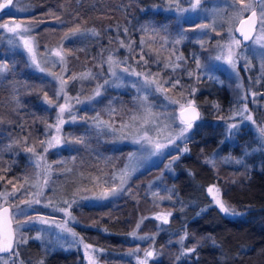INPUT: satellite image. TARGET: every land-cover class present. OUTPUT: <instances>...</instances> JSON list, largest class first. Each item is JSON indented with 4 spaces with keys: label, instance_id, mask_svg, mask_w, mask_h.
Returning a JSON list of instances; mask_svg holds the SVG:
<instances>
[{
    "label": "rangeland",
    "instance_id": "1",
    "mask_svg": "<svg viewBox=\"0 0 264 264\" xmlns=\"http://www.w3.org/2000/svg\"><path fill=\"white\" fill-rule=\"evenodd\" d=\"M162 1L161 4H150L142 8V11L160 12L168 15L166 16L168 21L158 22L152 17L147 20L144 17L140 18L138 31L135 30L137 38L132 42L126 39L127 37H123L126 34V28H120L121 31L117 30L118 37H115V44H111L115 49L109 52L118 60L124 61L127 59V64H122L121 67H131L139 72L151 73L149 78L155 77L159 82L169 79L173 82L176 79L180 80V85L175 89L169 87L166 94L155 93L154 91L149 93V102L153 105L151 111L154 115L147 122L139 118L143 116L144 110L140 108L139 101L136 98L144 93H138V90L131 86V82L136 80L134 76H126L120 73L125 82H118L120 83L118 87L115 85L105 86L101 96L89 99L94 95L98 84H103L105 79H113L108 75L107 63H104L109 54L103 59V67L101 68L99 57L101 46L96 43V54L93 59H96L97 66H100V68L95 69L89 66L76 73L70 70L67 65L68 71L64 73L62 66L52 69L50 63L47 65L49 70L66 77L79 76L89 70L93 73H100L98 78L91 80L77 79L72 81L69 79L66 88L69 97L68 103L72 107V115H76L77 120L74 123H64L58 132L55 127L58 107H49L44 103V92L36 91L43 81L50 98L55 99L54 93L57 90L58 82L53 77L40 73L30 66L29 57L22 46L11 47L8 44L9 34L0 30V63L7 62L10 69H17L15 60L11 59L14 62L10 61V63L7 61L8 57L11 58L17 52L23 64L31 71L39 74L38 78L28 79L26 83H22L19 87L13 85V81L4 82V78H0V89L2 86L9 87L4 99L0 101V135L8 133L6 137L0 136V177H3L0 180V192L5 190L10 192L13 185L17 188L23 186L21 192L18 193V198L9 201V203L20 205L25 212L24 218L32 217L36 220L35 223L26 225L21 230L29 239L27 243H21L15 249L19 252L20 260L23 262L28 259L29 261L30 259L36 260V264L41 262L42 257H36V254L38 256L40 252L51 254L54 251H75L81 256L82 264H90L89 257L92 258L95 264H107L100 258L101 250L87 243L76 230L75 226L80 225L78 218L75 216L76 209L106 203L117 205L122 198L130 193L129 183L131 179L144 170L156 166L169 153L171 154L167 157L166 164H163V171L148 182L146 192L156 204L164 201H173L174 203L172 186L169 185L166 176H175L180 171L181 168L177 169L175 166L178 164L180 157L188 153V151H183L185 147L188 149L186 141L191 138L195 130L208 123L218 125V122L220 126L225 128L226 135L220 143L226 140L234 141L232 138L235 133L241 131L242 133L251 131L253 138H261L259 128L264 127V71H262L264 48L252 40L246 43L242 42L241 46L235 49L237 53L235 68L231 67L225 60L216 59L217 56L227 55L226 45L230 42L229 29L232 30V35L241 40L235 33V27L239 19H229L233 17L231 7L233 0H202L201 8L197 12L185 13L176 11L175 0ZM29 3L26 0H14L10 14L7 10L5 15L0 18V24L20 22L31 25V35L35 38L36 55L41 64L50 60V53L53 48L63 46L67 51L66 42L75 43L77 47H83L82 40L92 39L93 36L88 35L85 38L62 41L64 32L58 40L52 43H44L43 47L40 48L36 41L35 30L45 19L20 17L32 11ZM180 7L188 8V0H181ZM246 15L247 13L244 14V16ZM75 16L76 14L69 12L61 16L60 20L48 18L46 21L52 22L54 25H60L62 21L66 22ZM197 24H214V30L213 27H209L205 30L206 34L199 31H187L186 36L193 39L191 43L186 44V39L179 44L174 43L178 32ZM81 29L92 28L81 27ZM129 37L131 38V36ZM106 38L108 39L109 35ZM201 38L204 40L203 47L197 42ZM124 39L130 42L131 46H137L138 50L135 52L129 48L128 43L121 47V41L124 42ZM141 41H143V44ZM17 43H19L18 40ZM221 45L225 47L222 49ZM141 55H144L145 60L148 61L147 64L140 60ZM180 56H183L184 59L178 60L177 57ZM92 57V54L88 55V59ZM195 58H199L202 65L201 69H197ZM83 64H86V62ZM165 64L170 66L165 68ZM176 64H179L182 69L177 67L173 71L172 66ZM117 72L119 73V69H117ZM140 83H143V78H141ZM193 89H195L194 92ZM204 89L217 91L220 97L225 96L224 99L227 102L226 108L223 107V112L217 113V116L211 118L209 122L206 115L216 113L217 105L219 107L221 105L215 103V100L206 102L204 98H201L204 94L200 95V93ZM30 93L36 103L50 110L42 112V117L36 126L37 132L31 130L26 133L27 130L22 129L21 124L15 122L19 117L16 106L21 105L24 96ZM165 95L168 99H165ZM14 96L16 99H13ZM200 98L202 100H199ZM188 99L194 100L195 105L200 110V118L194 122L193 127L186 133L187 140H177L175 145H169L156 152L155 143L167 145L169 138L175 136L183 127L179 117L180 103L186 104ZM77 100L80 103H77ZM170 101H179L180 103L173 104ZM58 103H64L63 97L58 100ZM25 108L28 111V107ZM245 108L247 111H244ZM241 112H243V115H240ZM249 115L252 116V120L246 119ZM133 116L138 118L134 121ZM65 119L70 120L67 113H65ZM216 120L217 122H215ZM49 124L53 127L49 128ZM229 125H237L236 128L231 130V134L229 133ZM52 136H59L66 141L82 138L84 143H69L64 146H57L44 153L43 147L47 146L46 141L51 139ZM26 138L27 143H25ZM41 141H45L43 146H41ZM136 141H139V143ZM232 143L229 142V144ZM10 145L11 147H9ZM33 146L38 154L44 156L46 164L51 165L47 172H45L44 167L37 168L35 166V156L25 150L26 147ZM242 150L243 153L248 154L253 151V148L243 147ZM243 153L236 156L229 154L225 158L221 152L215 153L214 150L206 156L205 161L212 160L215 164L232 163L238 165L237 160L245 161ZM177 156L179 158L173 160V157ZM27 164L30 165L29 168L26 167ZM166 165H170V167L166 168ZM125 169L130 171L131 175L124 185V190L118 192L115 196L100 199L101 193L105 190L120 186V175ZM45 176H47V186H44ZM33 185L41 186L43 195L35 196L40 188L33 187ZM187 187L190 186L187 185ZM210 187L213 188L212 193L208 191ZM216 189L219 191L217 192ZM206 191L219 211L220 209L213 199L214 196L221 199L226 206L233 209L238 215L237 207L227 203L221 195L219 186L210 184L207 186ZM29 199H39L40 203L33 204L31 207L21 203ZM65 201L68 203H65ZM0 204H3L2 199H0ZM69 204H71L70 208ZM173 208L172 210L175 213ZM63 209L68 210L70 217L66 216ZM173 212L169 209L158 208L149 214L150 217L155 219L158 232L162 231L166 224L155 217L159 214H173ZM37 218H43L50 221V223L42 224ZM65 223L67 227L76 233L75 237L57 227L58 224ZM138 225L133 228L128 236L135 244H129L126 251L120 253L122 259H131L135 264H137L138 258H144L145 250H155L157 253H161L166 248L163 246L164 244H171L172 240L175 242L180 239V237H172L171 240L166 238L162 240V243L158 242L156 244L154 239L140 238H154L155 232L153 234L150 232L141 233L138 230ZM133 232H135V236L132 235ZM37 236L40 239H36ZM31 241L38 245L37 248H33L34 251H37L33 254L27 251L28 243ZM84 245H91L87 250V255L85 254ZM177 246L180 252V245ZM136 249H139V251L137 252ZM179 252H175V254L178 255ZM129 253L135 254L129 255ZM0 256L7 259L8 264H13L15 259L7 256V254H1ZM158 257L157 255L151 259ZM0 264H3V262L0 261Z\"/></svg>",
    "mask_w": 264,
    "mask_h": 264
},
{
    "label": "trees",
    "instance_id": "2",
    "mask_svg": "<svg viewBox=\"0 0 264 264\" xmlns=\"http://www.w3.org/2000/svg\"><path fill=\"white\" fill-rule=\"evenodd\" d=\"M26 2H30L29 7L32 11L20 17L45 19L35 30L40 48L44 43L58 40L76 24L80 27H91L99 33L91 40H82L83 47H77L75 43H65L67 51L71 50L67 65L76 73L89 66L100 68L96 59H93L96 54V43L101 46L99 53L101 65L106 55L115 49L111 44H115L117 30L126 28L127 32L123 37L132 42L137 38L136 31L140 18L144 17L147 20L152 17L158 22L168 21L166 17L168 15L142 11V8L150 4H161L162 0H26ZM6 11L7 9L0 13V18ZM69 12L76 16L60 25L46 21L48 18L61 17ZM126 39L124 45L125 43L129 45L130 42ZM186 40L185 43L188 44L193 39L188 37ZM131 49L136 52L138 47L131 46ZM89 54L93 56L90 59ZM11 59L15 60L17 69H11L3 79L4 82L13 81V85L19 87L28 79L39 77L38 73L23 64L17 52L11 58L8 57L7 61L10 63ZM85 62L86 64H83ZM8 90V86H2L0 101L4 99ZM201 94H204L201 98L206 102L215 100V103L221 105L220 107L217 105L216 113L206 115L209 122L217 113L223 112L227 102L225 96L220 97L217 91L204 89ZM201 98L199 100H202ZM16 107L19 117L15 122L20 123V127L27 130L26 133L31 130L37 132L36 126L42 112L50 110L36 103L32 94L25 95L21 105L18 104ZM25 107H28V111ZM217 124L219 125L218 122ZM218 125L208 123L195 130L186 141L187 155L180 157L175 166L177 169L180 167V171L175 176H166V180L172 186L174 203L164 201L156 204L146 192L148 182L163 171V164H166L167 157L171 154L169 153L156 166L134 176L129 183L130 193L117 205L106 203L99 206H83L75 210V216L80 222L79 226H75L76 230L87 243L101 250L102 260L107 264H135L131 259H122L120 253L125 252L129 244H135L128 236L139 224V232L152 234L155 232L156 244L162 243L166 238L171 240L172 237H181L187 233L185 246L198 245L195 253L177 262L175 252H179L177 246L179 244L172 240L171 244L163 245L166 247L164 251L158 258L150 259L149 264H264V140L253 138L251 131L245 133L241 131L235 133L232 138L234 141L226 140L220 143L226 132L224 127ZM7 134L2 133L0 136L6 137ZM243 147L253 148V151L245 154ZM214 150L215 153L221 152L225 158L229 154L236 156L243 153L245 161L238 165L220 163L213 166L207 163L205 158ZM26 167L29 168L30 165L27 164ZM210 184L219 186L221 195L227 203L237 207V216H228L218 210L206 191ZM158 208L169 209L172 212V208L175 209V213L168 218L169 223L160 232L157 231L155 219L149 216ZM28 245L29 253L37 252L33 249L38 247L36 243L31 241ZM36 257H42L43 264H82L81 256L75 251H54L51 254L40 252ZM36 262L28 259L23 264Z\"/></svg>",
    "mask_w": 264,
    "mask_h": 264
},
{
    "label": "snow or ice",
    "instance_id": "3",
    "mask_svg": "<svg viewBox=\"0 0 264 264\" xmlns=\"http://www.w3.org/2000/svg\"><path fill=\"white\" fill-rule=\"evenodd\" d=\"M181 0H175V7L176 11L178 13H185V12H197L201 8L202 0H188L189 7L188 8H182L180 7ZM14 4V0H0V10H8V14L11 12V7ZM239 5V7H237ZM233 9V17H230L229 19L238 18L240 22V27L236 28L235 31L239 32L240 35L243 37L244 41H254L255 43H258L261 45L262 48H264V0H233V4L231 5ZM247 13L248 15L244 16V14ZM57 20H60V17H56ZM75 22V20L73 21ZM63 23V21H62ZM209 27H213L214 30V24L208 25V24H197L194 27H191L189 29L183 30L181 32L177 33L176 39L174 40L175 44L181 43L183 40L187 39L186 36L187 31H199L202 34H206L205 30ZM0 30L5 31L7 34H9L8 44L11 47H20L22 46L23 50L27 53L29 57V63L30 66H32L35 70H37L40 73H43L47 76L53 77L54 80L58 82L57 90L54 93L55 99L50 98L48 91L46 90V87L44 85V82H41L40 88L36 89V91H43L44 96L43 100L44 103L47 104L49 107H58L57 112V124L55 125L57 131H60L61 125H63L66 122H76L77 116L72 115V107L68 103L69 97L66 91V88L68 86L69 79L72 81L79 80H91L96 79L100 75V73H93L90 70L86 71L79 76L73 75L71 77H66L64 75H57L54 71L49 70L48 64H51V68L55 69L57 66H62L64 73L68 71L67 64H68V55L71 54V50L65 51L63 46L59 48H53L51 49L50 53V60L45 61L44 64H41L37 58L36 55V46H35V38L31 35V25H25L20 22H12V23H2L0 24ZM147 30V29H145ZM125 32H127V29H125ZM88 35L91 36H98L99 33L95 29H85L82 30L79 24H76L75 27L69 28L67 32H65L62 41H67L73 38H85ZM219 35V33H217ZM229 35H230V42L226 45L227 48V55H221L217 56V60H225L226 63H228L231 67L235 68V57L237 55L235 49L239 48L242 44V41L237 39L234 35H232V30L229 29ZM17 40L19 43H17ZM165 42H167L165 40ZM198 43L201 44L203 47L204 40L201 38L197 40ZM143 44V41H141ZM124 46V42L121 41V47ZM129 48H131V44L128 45ZM225 46L221 45V48L223 49ZM178 60H183V56L177 57ZM196 59V67L197 69H201L202 65L199 60V58ZM140 60L144 61L145 64H147V60H145L144 55L140 56ZM104 63H107L108 65V75L111 76L113 79L108 80L105 79L103 84H98L94 95L89 97V99H95L96 97H99L102 95V90L105 86H120V83L118 82H125L123 81L122 76L120 73L125 74L126 76H134L136 77V80L131 82V86L136 88L138 90V93L143 92V95H138L137 100L139 101V106L144 110V114L142 117H139L141 119H144L146 122L147 120L152 117L154 114L152 113L151 109L153 105L149 102V93L154 91L155 93L160 94H166L169 87L172 89L177 88V86L180 85V80L176 79L174 82L169 79L165 80L163 82H159L157 78H149L151 77V73H143L136 71L135 69L131 67H121L122 64H127V59L124 61L116 59L113 54L109 53L107 56V60L104 61ZM101 68L103 65H100ZM169 64H165V68L169 67ZM173 71H175V68L180 67L179 64L173 65ZM117 69H119V73L117 72ZM11 71L9 64L7 62L0 63V78H6V74ZM262 71H264V61H262ZM191 75V73H189ZM141 78H143V83H140ZM195 89H193V92ZM31 94V93H30ZM63 97L64 103H58V100ZM13 99H16L15 96ZM165 99H168L167 95H165ZM18 102V101H17ZM77 103H80L79 100H77ZM170 103L176 104L180 103L179 101H170ZM244 111H247L245 108ZM65 113L68 114V117L70 120L65 119ZM240 115H243V112L240 113ZM138 117L133 116V120L135 121ZM200 118V113L197 110V107L195 105L194 100L188 99L187 103H180V122L183 125V127L180 129V131L175 135L169 138L168 144H161V143H155L154 148L156 152H159L163 150L164 148L168 147L169 145H175V142L177 140H187L186 133L193 127V124L196 120ZM247 120H252V116L249 115L246 117ZM98 120V117H97ZM102 123V122H99ZM49 128L53 127V125L49 124ZM237 125H229V133L231 134V130L233 128H236ZM259 135L262 140H264V127L259 128ZM139 143V141H136ZM25 143H27V138L25 139ZM41 146L45 144V141H41ZM69 143H77L82 144L84 143V140L82 138H76L72 141H66L63 140L59 136H52L51 139L46 141L47 146L43 147V152L47 153L49 149L55 148L57 146H64ZM151 143V141H149ZM11 147V145L9 146ZM25 150L29 153H32L36 158V167L41 168L44 167L45 172L51 167V165H47L46 161L44 159V156L41 154H38L36 151V148L33 147H26ZM184 152H187L188 149L185 147L183 149ZM131 158V157H130ZM179 157H173V160L178 159ZM207 163L215 164L214 161L209 160ZM236 163H242L241 160H237ZM170 167V165L165 166ZM39 175V174H38ZM131 175L130 171L127 169L123 170L120 175V186L119 187H111L110 189L105 190L100 195V199H106L111 196H115L118 194V192L124 190V185L127 183L128 177ZM3 177H0V180H2ZM47 176H45L44 180V186H47ZM11 183V181H9ZM23 186H21L22 188ZM33 187H39L40 190L35 193V196H41L43 195L42 187L39 185H33ZM21 188H17L15 185H13L12 190L9 192L5 190L4 192H0V199L3 200V204H0V254H7L9 257H14L13 264H23V261L20 260V254L15 249L21 244V243H27V240L29 237H26L24 233L21 231L26 225L33 224L36 222L35 219L32 217H25L24 209L20 207V205H13L10 204L9 201H13L16 198H18V193L21 192ZM209 193L213 192V188L210 187L208 189ZM218 192L219 190L216 189ZM215 200L216 205L219 207L220 211L226 215H237V213L225 205V203L219 199L218 197H213ZM22 204L26 205L27 207H31L33 204H39V199H29L24 200L21 202ZM65 203H68L65 201ZM7 205V206H5ZM69 208L71 207V204L68 205ZM66 216L70 217V213L67 209H63ZM172 215V213H166V214H159L155 218L162 221L163 224L169 223V217ZM39 219V222L42 224L50 223V221L45 220L43 218H37ZM58 228H60L64 232H68L73 237L76 236V233L72 231L71 228L67 227L65 224H58ZM139 227V225L137 226ZM133 236H135V232L132 233ZM141 239H154L150 237H140ZM36 239H40L39 236L36 237ZM188 239L187 233L182 235L176 243L180 245V252L175 257V260L177 262L181 261L184 257H190L193 253L196 252L198 245H194L193 247H186L185 241ZM91 247V245H84L85 248V254L87 255V250ZM138 252L139 249H136ZM135 253H129V255H134ZM160 255V253H157L155 250H145L144 251V258L137 260V264H149V260L153 258L154 256ZM90 264H95V262L92 260L91 257H89ZM0 261L3 262V264H8V260L5 259L3 256H0ZM40 264H43L41 261Z\"/></svg>",
    "mask_w": 264,
    "mask_h": 264
},
{
    "label": "water",
    "instance_id": "4",
    "mask_svg": "<svg viewBox=\"0 0 264 264\" xmlns=\"http://www.w3.org/2000/svg\"><path fill=\"white\" fill-rule=\"evenodd\" d=\"M5 10H6V9H5ZM2 11H4V10H0V13H1ZM247 15H248V14H247ZM247 15H246V16H247ZM246 16H245V18H246ZM238 27H240V22H239V21H238V23H237L235 29L238 28ZM235 33L241 38V41H242L243 43L248 42V41H244V40H243V37L240 35L239 32H236V31H235ZM196 107H197V106H196ZM197 110H198V112L200 113V110H199L198 107H197ZM179 117H180V111H179ZM5 206H7V205H5Z\"/></svg>",
    "mask_w": 264,
    "mask_h": 264
}]
</instances>
